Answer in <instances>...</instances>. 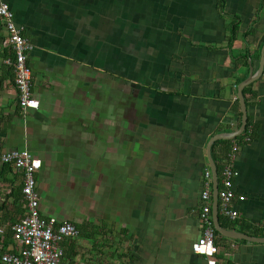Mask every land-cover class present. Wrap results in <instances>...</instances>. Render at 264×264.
Wrapping results in <instances>:
<instances>
[{
  "label": "crops",
  "instance_id": "1",
  "mask_svg": "<svg viewBox=\"0 0 264 264\" xmlns=\"http://www.w3.org/2000/svg\"><path fill=\"white\" fill-rule=\"evenodd\" d=\"M3 1L32 45L40 106H19L0 20V153L42 161V215L80 232L62 242L69 263L208 264L193 251L207 172L215 221L212 166L220 190L231 163L245 199L232 201L235 220L219 203V224L261 240L215 227L217 264H264V69L243 90L248 130L220 138L240 129L239 86L261 67L264 0ZM23 182L0 162L2 252L19 249Z\"/></svg>",
  "mask_w": 264,
  "mask_h": 264
},
{
  "label": "built area",
  "instance_id": "2",
  "mask_svg": "<svg viewBox=\"0 0 264 264\" xmlns=\"http://www.w3.org/2000/svg\"><path fill=\"white\" fill-rule=\"evenodd\" d=\"M0 20L8 31L3 43L11 47L13 54L7 62L14 70L19 106L24 112L39 108L40 101L32 90V69L28 63L32 45L15 23L10 5L3 0H0ZM238 148L239 143L236 142L232 157ZM0 162L12 164L16 170L23 172L22 196L28 208L27 214L12 227L19 249L16 252L0 251V261L4 264H70L65 257L62 242L76 238L80 232L76 224L70 220L59 221L55 216L45 218L42 215L37 178L42 161L34 158L26 150H10L0 153ZM236 174L234 166L228 164L223 172V187L218 192L221 212L232 220L239 218V211L232 207V201L236 197L239 200L245 199V196H237L234 192L232 179ZM211 186V175L207 172L206 188L200 208L204 230L203 235L193 244V251L206 256L208 264H217L219 246L216 244L217 233L212 217ZM255 226L264 230V220L256 222Z\"/></svg>",
  "mask_w": 264,
  "mask_h": 264
},
{
  "label": "water",
  "instance_id": "3",
  "mask_svg": "<svg viewBox=\"0 0 264 264\" xmlns=\"http://www.w3.org/2000/svg\"><path fill=\"white\" fill-rule=\"evenodd\" d=\"M264 69V47L262 49V62H261V67H260V70L255 73V74H251V76L245 80L244 82L241 83V85L239 86L240 87V92H239V100H240V104H241V109H242V124H241V127L238 131L234 132V133H229V136H221L220 138H232V137H236L240 134H242L244 132V130L246 129V126L248 124V110H247V105H246V101H245V97H244V94H243V90L244 88L253 83L254 81H256L259 77H260V74L262 72V70ZM217 138L215 137L214 140H212L210 142V145H209V156H210V159H211V152H210V148H211V143H213V141H215ZM212 170H213V177H214V199H215V204H214V214H215V227L216 229H218L220 232H223L226 234L229 235V236H233L235 238H245L247 240H250V241H259L261 240V238L259 237H255V236H251V235H248V234H245V233H239V232H234V231H227V230H224L220 224H219V196H218V192H219V178H218V171L216 169V167L213 165L212 166Z\"/></svg>",
  "mask_w": 264,
  "mask_h": 264
},
{
  "label": "trees",
  "instance_id": "4",
  "mask_svg": "<svg viewBox=\"0 0 264 264\" xmlns=\"http://www.w3.org/2000/svg\"><path fill=\"white\" fill-rule=\"evenodd\" d=\"M249 124H250V121L248 122L247 130H248V128H249ZM247 130H246V133H247Z\"/></svg>",
  "mask_w": 264,
  "mask_h": 264
},
{
  "label": "rangeland",
  "instance_id": "5",
  "mask_svg": "<svg viewBox=\"0 0 264 264\" xmlns=\"http://www.w3.org/2000/svg\"><path fill=\"white\" fill-rule=\"evenodd\" d=\"M66 191V190H65ZM55 206V208L57 209L58 208V204H56V205H54ZM58 211V210H57Z\"/></svg>",
  "mask_w": 264,
  "mask_h": 264
}]
</instances>
